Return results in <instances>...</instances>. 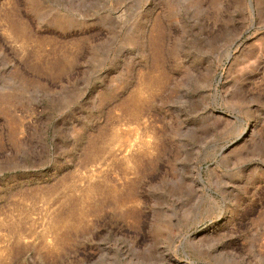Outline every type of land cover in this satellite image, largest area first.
<instances>
[{
    "label": "rangeland",
    "instance_id": "374dc122",
    "mask_svg": "<svg viewBox=\"0 0 264 264\" xmlns=\"http://www.w3.org/2000/svg\"><path fill=\"white\" fill-rule=\"evenodd\" d=\"M0 264H264V0H0Z\"/></svg>",
    "mask_w": 264,
    "mask_h": 264
}]
</instances>
